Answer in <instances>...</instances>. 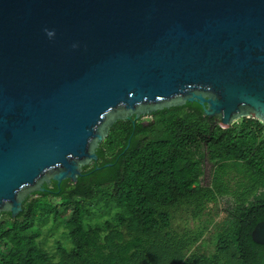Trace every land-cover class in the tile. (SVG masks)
Segmentation results:
<instances>
[{"label": "water", "instance_id": "obj_1", "mask_svg": "<svg viewBox=\"0 0 264 264\" xmlns=\"http://www.w3.org/2000/svg\"><path fill=\"white\" fill-rule=\"evenodd\" d=\"M187 102L264 124V0H0V220L77 183L117 121Z\"/></svg>", "mask_w": 264, "mask_h": 264}, {"label": "trees", "instance_id": "obj_2", "mask_svg": "<svg viewBox=\"0 0 264 264\" xmlns=\"http://www.w3.org/2000/svg\"><path fill=\"white\" fill-rule=\"evenodd\" d=\"M262 133L264 124L246 118L223 130L189 102L147 121L119 120L77 183L45 184L16 218L2 214L0 264H264V245L252 238L264 221ZM223 198L232 203L217 220ZM99 205L115 218L92 225ZM49 222L62 223L71 244L59 245L57 259L39 242Z\"/></svg>", "mask_w": 264, "mask_h": 264}, {"label": "rangeland", "instance_id": "obj_3", "mask_svg": "<svg viewBox=\"0 0 264 264\" xmlns=\"http://www.w3.org/2000/svg\"><path fill=\"white\" fill-rule=\"evenodd\" d=\"M248 119V118H247ZM251 119V118H250ZM144 120H150V116L144 117ZM255 120V119H254ZM258 121V120H257ZM260 122V121H259ZM262 123V122H260ZM263 124V123H262ZM262 138L264 137V133L261 134ZM204 175L201 178V184L207 186L211 183V174H212V165L209 162H205L204 164ZM52 202L57 203L56 199H52ZM232 203V200L229 198H223L218 202V218L217 220H222L227 215V210ZM115 211H110L101 207V205L94 208V213L90 218H88V222L92 225L104 223L106 220H113ZM40 237L39 242L42 247L49 252V254L53 255L55 259L59 257V245L66 246L67 248L71 247V244L66 236V230L62 223L53 225L52 222L47 223L46 225L40 227ZM212 236L207 234L205 236V246L204 250L211 249V238Z\"/></svg>", "mask_w": 264, "mask_h": 264}, {"label": "flooded vegetation", "instance_id": "obj_4", "mask_svg": "<svg viewBox=\"0 0 264 264\" xmlns=\"http://www.w3.org/2000/svg\"><path fill=\"white\" fill-rule=\"evenodd\" d=\"M51 184V183H50Z\"/></svg>", "mask_w": 264, "mask_h": 264}]
</instances>
